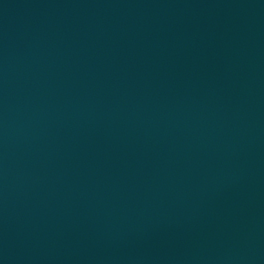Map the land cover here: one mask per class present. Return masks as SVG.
<instances>
[{"label": "water", "instance_id": "obj_1", "mask_svg": "<svg viewBox=\"0 0 264 264\" xmlns=\"http://www.w3.org/2000/svg\"><path fill=\"white\" fill-rule=\"evenodd\" d=\"M0 264H264V0H0Z\"/></svg>", "mask_w": 264, "mask_h": 264}]
</instances>
